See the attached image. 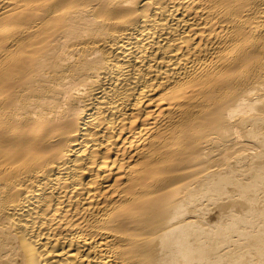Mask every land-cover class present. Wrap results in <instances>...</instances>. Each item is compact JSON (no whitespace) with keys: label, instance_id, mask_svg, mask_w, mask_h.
Returning a JSON list of instances; mask_svg holds the SVG:
<instances>
[{"label":"bare ground","instance_id":"6f19581e","mask_svg":"<svg viewBox=\"0 0 264 264\" xmlns=\"http://www.w3.org/2000/svg\"><path fill=\"white\" fill-rule=\"evenodd\" d=\"M0 264H264V0H0Z\"/></svg>","mask_w":264,"mask_h":264}]
</instances>
